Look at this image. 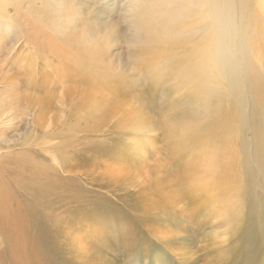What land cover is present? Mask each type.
<instances>
[{
  "label": "rangeland",
  "instance_id": "obj_1",
  "mask_svg": "<svg viewBox=\"0 0 264 264\" xmlns=\"http://www.w3.org/2000/svg\"><path fill=\"white\" fill-rule=\"evenodd\" d=\"M255 1L259 30L248 18L237 50L250 44L260 59L237 74L218 59L204 82L182 66L188 42L213 25L209 0H68L70 26L57 21L64 12L45 18L40 0L22 9L43 38L60 29L61 51L20 38L0 54L2 179L19 194L16 180L36 182L39 171L46 187L42 202L25 199L38 219L20 233L41 236L57 264H264V14ZM166 37L177 41L150 60ZM88 96L104 105L86 114ZM203 157L234 162L231 178L221 170L212 181L220 201L186 185ZM1 231L0 264H12Z\"/></svg>",
  "mask_w": 264,
  "mask_h": 264
},
{
  "label": "bare ground",
  "instance_id": "obj_2",
  "mask_svg": "<svg viewBox=\"0 0 264 264\" xmlns=\"http://www.w3.org/2000/svg\"><path fill=\"white\" fill-rule=\"evenodd\" d=\"M40 1L42 7H44L46 11V14L44 15L45 18L50 17L52 18V20H55L59 12H64L66 14L65 16H63L64 18H61L57 21H59L64 26H70V20H66L67 9H69V17L74 13V11L72 10L73 8L71 7V5L68 6L66 4L68 3V0ZM50 1H52L54 4L51 7L48 6V2ZM209 1V10L215 18V20L213 21V25H209V27L203 32V35L200 38L188 42L189 50L182 66L185 72L190 71L192 74H194L198 78V82H204L206 77L213 72V70L216 68L215 66L217 64L215 63L218 59L220 64L224 65V67L227 66V68L229 69V66H231L233 69H235V74H237V67L248 60L247 58H249L250 60L254 58L260 59L258 57L256 58L254 54H252L253 51L250 44L245 48H243V46H240V49L237 50V46L239 45L237 43L240 42L239 39L241 32H243V36L245 38L247 35V31H249L250 29L248 25L249 23L244 27V22H247L248 18L255 21L254 29L256 27V29L259 30L258 24L260 23L258 17L254 16L252 14V11L249 12V0H239L241 8V11L239 13L241 23L238 24L233 23V13L235 9L232 1ZM24 3H26V6H24ZM36 3L37 0H0V34L2 35V38H0V54H6L7 56L11 52L12 46H14V44L20 38H25V41H29V39L35 38L36 42H38V47H40L41 50H49L51 53H55V55L60 54L61 49L59 48V45L57 43H54L55 39L54 41L52 40L54 36H57V33L61 32L60 29H58L56 26H51V28H49L51 29V31L49 30L48 33L49 37L43 38L44 26L41 25L38 27L34 19H28L25 13L24 14L26 17H21V15H19L22 9H24L25 7L28 9L34 6V4ZM255 4H257L260 11L264 14V0H256ZM39 6L41 5L39 4ZM55 13L57 14L55 15ZM201 17L202 16H200L198 19H200ZM186 27L187 25H184L182 26V29L184 30L186 29ZM36 36L41 38H36ZM11 37L13 38V40L9 42ZM168 38L169 37L165 38L167 40L165 41L164 45L161 46V44H159L156 45L155 48H148L150 60L154 62L159 61L167 48L177 41V38L174 40ZM58 40L59 37L57 36V41ZM165 47L166 49H164ZM247 51L249 53H247ZM190 52L192 60L189 59ZM245 52L246 55L244 56ZM240 54L241 58L237 59ZM227 68H225V70H227ZM83 104L86 109H88L86 114H91V112L89 111L91 109L96 110L100 105L103 106L104 101L102 99L88 96V99L84 100ZM181 138H186L185 140H187V138L189 139V136L186 133L184 134L182 132ZM214 162V157H203L202 161H200V159L196 162L193 161L192 165L190 166L192 172L189 173L188 183H186V185L189 188H196V186H199L203 190L210 193L213 189L211 187L213 186L212 181L215 182V177L219 174V172L217 171L223 170L224 173L227 171L229 173L228 178L232 177V167L234 165L233 160H228L227 165L224 168L222 167V164L218 162V160L217 162L219 163V165H216ZM39 173V171H35L34 175H32V177H38L36 182L32 181L33 179L31 180L32 183H30L29 181L23 183L21 180H16V186H18L16 188H21V190H23V193L17 194V192L14 191V189L11 188L10 185L2 179V174L0 171V229L2 230L1 232L3 233L4 237L7 238L6 241L8 242V251L6 257L10 259L12 264H57L56 259L53 258V251H51L52 248H47L45 247V245L41 244V236L34 237V233L23 234L20 233V230H18L19 226L28 225L32 223L34 219H38V215H36V212L32 210V205L26 204L25 199H35V201L37 202H42L43 198L46 197L44 193L46 192V187L44 182L39 179V177H41ZM209 176L212 177L211 180L209 179ZM220 187L222 186L220 185ZM230 189L234 190V187ZM220 196H222L223 198V192L218 193L215 191L206 195V197L208 198L207 200L213 202L222 200ZM213 208L215 211H219V208L217 206H214ZM42 219H44V216L42 217ZM37 232L41 233L42 228H38ZM27 237L34 238L35 241H38L37 244L33 245V247H29L26 244Z\"/></svg>",
  "mask_w": 264,
  "mask_h": 264
}]
</instances>
